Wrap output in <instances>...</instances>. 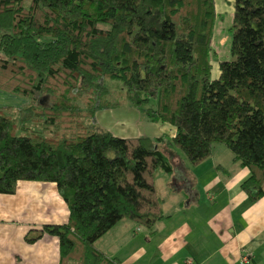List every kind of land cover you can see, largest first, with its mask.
Listing matches in <instances>:
<instances>
[{"label": "trees", "instance_id": "trees-1", "mask_svg": "<svg viewBox=\"0 0 264 264\" xmlns=\"http://www.w3.org/2000/svg\"><path fill=\"white\" fill-rule=\"evenodd\" d=\"M215 21L214 0H0V90L32 101L16 110L22 135L0 108V194L54 183L68 209L27 242L56 237L59 264H118L95 244L121 220L151 230L164 218L155 175L173 167L160 145L192 166L226 148L250 172L241 191L261 198L264 0H234L231 59L213 79ZM127 104L174 136L95 128L96 113Z\"/></svg>", "mask_w": 264, "mask_h": 264}, {"label": "crops", "instance_id": "crops-1", "mask_svg": "<svg viewBox=\"0 0 264 264\" xmlns=\"http://www.w3.org/2000/svg\"><path fill=\"white\" fill-rule=\"evenodd\" d=\"M233 3L214 0L212 51L216 58L229 50ZM25 102L0 90V108L16 111L28 106ZM117 111L118 128L133 124L138 129L113 135L107 123L98 122V113L95 128L124 139L175 134L172 126L149 122L131 105ZM158 148L164 154L171 150L164 145ZM173 152L176 157L168 153L174 161L172 173L161 177V184L155 180L164 218L151 230L121 220L97 240L96 247L118 264H239L244 254L250 255L249 264H264V186L261 198L249 201L240 187L250 172L235 163L222 146H215L212 156L197 166ZM67 220V206L54 183L18 181L13 195L0 194V264H59L56 237L44 234L30 243L26 238L44 225H61Z\"/></svg>", "mask_w": 264, "mask_h": 264}, {"label": "rangeland", "instance_id": "rangeland-1", "mask_svg": "<svg viewBox=\"0 0 264 264\" xmlns=\"http://www.w3.org/2000/svg\"><path fill=\"white\" fill-rule=\"evenodd\" d=\"M216 1H218V0H216ZM223 18L225 20V16H223ZM229 45H230V42H229ZM228 51L229 50H227V48H226V50H223L222 53L218 54L219 57H217V58L214 57L215 54L213 53L214 59L212 58V61H211L212 62V72H211L212 78L215 77L217 75V73L219 72L218 71V62L231 59L230 54H229ZM0 57H1V53H0ZM24 101H27L25 103H27L29 105L31 100L24 99ZM127 105L130 106L129 104H127ZM127 105H125V106H127ZM118 112L119 111H117V109L116 110L112 109V110H109L107 112L106 111L105 112H102V111L98 112V114H97L98 115V122L101 125H103V126H104V123H107V126H108V128H110L112 130L113 135L114 134H117V135L131 134L132 132H134V129H138L139 126L133 127V124L131 125V127L129 126L128 128H125L124 130L118 128V124H117V118L119 116ZM4 114L9 116L14 121V123L16 125V134L17 135H22L23 133L19 129V121H18L19 120V116H18L17 112L16 111H11V112H6ZM144 130H146L145 127L141 129L142 132H144ZM136 133H138L137 130H136ZM149 134H152V133H149ZM170 151H173V150H169V151L167 150L165 154L169 158V162L174 165V161H172V159H173V157H176V156L175 155L173 157L169 156L168 153L169 154L172 153ZM174 151L177 152V155L179 154L180 157L183 158V155L181 154L180 151H178L177 149L174 150ZM164 176H165L164 172H162L161 170L157 171V173L155 175L156 183L161 184V182H162L161 177H164Z\"/></svg>", "mask_w": 264, "mask_h": 264}, {"label": "built area", "instance_id": "built-area-1", "mask_svg": "<svg viewBox=\"0 0 264 264\" xmlns=\"http://www.w3.org/2000/svg\"><path fill=\"white\" fill-rule=\"evenodd\" d=\"M250 263V255L249 254H244L240 261L239 264H249ZM189 264H192L191 262H189Z\"/></svg>", "mask_w": 264, "mask_h": 264}]
</instances>
